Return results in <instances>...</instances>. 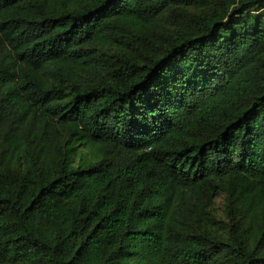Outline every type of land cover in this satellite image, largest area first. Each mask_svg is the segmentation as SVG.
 <instances>
[{
    "label": "trees",
    "instance_id": "16d2710c",
    "mask_svg": "<svg viewBox=\"0 0 264 264\" xmlns=\"http://www.w3.org/2000/svg\"><path fill=\"white\" fill-rule=\"evenodd\" d=\"M0 264H264V0H0Z\"/></svg>",
    "mask_w": 264,
    "mask_h": 264
},
{
    "label": "rangeland",
    "instance_id": "374dc122",
    "mask_svg": "<svg viewBox=\"0 0 264 264\" xmlns=\"http://www.w3.org/2000/svg\"><path fill=\"white\" fill-rule=\"evenodd\" d=\"M224 201V196H220L217 198L216 202H217V207L220 208L222 202Z\"/></svg>",
    "mask_w": 264,
    "mask_h": 264
}]
</instances>
